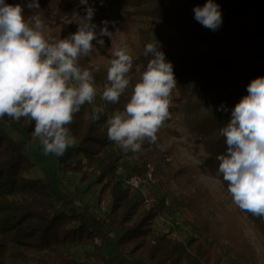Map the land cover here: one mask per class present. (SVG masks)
Segmentation results:
<instances>
[{
    "label": "trees",
    "instance_id": "obj_1",
    "mask_svg": "<svg viewBox=\"0 0 264 264\" xmlns=\"http://www.w3.org/2000/svg\"><path fill=\"white\" fill-rule=\"evenodd\" d=\"M205 2L103 0L113 21L122 18L141 23L139 50L132 55L133 72L137 64L146 66L148 57L143 55L144 46L157 43L155 38L162 37L164 45L159 47L172 63L177 82L171 94L172 104L184 111L193 143L203 146L202 166L215 173L216 155L226 150L219 128L230 118L235 103L246 94L249 81L264 76V0H213L222 14V23L215 31L194 19L193 8ZM221 33L236 35L250 50L241 60L222 48L193 51V45L202 38H217ZM97 50L112 58L108 44L104 43L103 48L97 45ZM79 64L93 72L97 86L94 103L105 107V113L99 121H90L91 105L86 103L74 114L68 127L76 145L68 148L58 161L64 172L79 173V181L87 183L84 191L97 186L98 204L107 199L109 207L102 211L99 206L98 213L89 204L77 212L56 210V194L47 182L26 176L33 162L25 155L23 144L7 136L0 127V264L249 263L253 256L249 244L241 242L232 223L223 224L229 220L223 214L210 216L204 211V197L200 192L188 195L169 188L168 174L145 144L141 152L125 153L108 139L105 121L114 110L123 108V101L120 98L119 104H105L100 92L106 82V72L90 65L85 58H80ZM218 79H227L233 88L223 95L224 101L202 112V100L195 96L207 83ZM221 105L228 111L219 110ZM2 120L14 123L32 138L33 122L23 118L15 121L7 116ZM122 160L129 161L124 168L141 176L145 175L148 165L152 166L154 181L145 198L134 196L123 185L116 172ZM221 181L227 189L222 176ZM153 186L157 188L152 189ZM169 203L191 214L187 241L170 230L154 228L155 218L169 209ZM233 211L244 214L264 242V221L237 205ZM79 246H89L92 251L76 258L73 250Z\"/></svg>",
    "mask_w": 264,
    "mask_h": 264
},
{
    "label": "clouds",
    "instance_id": "obj_2",
    "mask_svg": "<svg viewBox=\"0 0 264 264\" xmlns=\"http://www.w3.org/2000/svg\"><path fill=\"white\" fill-rule=\"evenodd\" d=\"M103 0H101V3ZM85 14L75 21L77 30L64 38L45 33L39 0L23 5L0 0V119L5 116L34 123L33 140L45 155L62 157L74 143L68 125L86 103L88 119L99 121L105 107L97 106L93 72L79 60L104 47L112 39L115 21H93L95 9L79 0ZM31 14L24 15V8ZM194 19L217 30L222 23L220 7L213 0L193 8ZM95 41V44L93 43ZM143 55L146 66L137 64L126 44L114 45L108 61L106 82L100 92L105 104H119L130 88L122 109L105 121L107 137L123 152L138 153L142 145L155 143L156 133L169 118L172 90L177 82L173 65L159 44L149 42ZM221 111H228L224 105ZM226 150L216 155L217 171L227 183L232 201L243 211L264 221V76L251 79L246 94L231 109L230 118L219 128Z\"/></svg>",
    "mask_w": 264,
    "mask_h": 264
},
{
    "label": "rangeland",
    "instance_id": "obj_3",
    "mask_svg": "<svg viewBox=\"0 0 264 264\" xmlns=\"http://www.w3.org/2000/svg\"><path fill=\"white\" fill-rule=\"evenodd\" d=\"M6 3L23 5L25 0H5ZM89 5L95 9L93 21L99 25L102 20L113 21L109 13L105 10L104 3L98 0H88ZM40 9L36 11L43 19L46 28L45 33L53 38H64L77 30L74 23L85 14L84 6L79 4V0H39ZM31 14V10L24 8V15ZM140 21H129L120 19L115 21V27L109 25L113 31L112 39L105 36L104 43L113 48L114 45L126 44L130 54L135 55L139 50L138 28ZM165 30H162L164 34ZM155 41L159 45H164L162 37H156ZM95 41H93L94 43ZM222 48L229 55L241 60L250 50L236 35L219 34L217 38H202L193 45L194 52H204L207 50H217ZM88 63L97 69L107 72L108 57L96 51L88 57ZM95 87H97L95 85ZM233 87L229 85L227 79H218L216 82L207 83L195 96L197 100H202V112H207L211 107L224 101L223 95L231 91ZM131 88L121 96L125 104ZM169 118L166 119L161 128L156 133L155 143L145 142L149 151L153 153L157 161L162 165V170L169 177V188L176 192L191 195L198 191L204 197L203 208L210 216L223 214L227 219L223 224L229 226L231 223L237 231L236 235L244 244H249L252 251V258L247 264H264V242L261 234L252 222L244 218V214L233 211L236 205L229 195L227 189L223 188L221 176L218 171L212 173L202 166L204 149L201 144H194L189 136L188 127L185 121V114L181 108L171 100L169 107ZM0 127L10 138L20 141L23 144L25 155L33 162L32 168L26 173L28 178L44 179L55 195L56 210L67 212H77L85 204L92 206V211L98 213L107 210L109 205L106 201L97 202L98 187L93 186L84 191L87 183L79 181V173L64 172L58 161V157L53 154L45 155L42 145L38 140L28 138L19 126L12 122L0 119ZM76 145V141L70 146ZM69 147V148H70ZM129 161L122 160L120 168L128 165ZM118 169V168H117ZM153 183V182H152ZM152 183L150 185H152ZM150 185L146 188L149 190ZM156 186V185H155ZM157 187H152L156 189ZM148 191L146 192V194ZM133 194V193H132ZM137 197V194H133ZM166 212L157 216L154 220V228L160 231H172L182 241H187L190 236L189 223L192 220L190 212L186 209L176 208L170 203ZM115 233L113 232L112 235ZM243 247V245L241 246ZM105 253L109 252V247H105ZM92 251L89 246H79L73 250L76 258H82L84 253Z\"/></svg>",
    "mask_w": 264,
    "mask_h": 264
},
{
    "label": "built area",
    "instance_id": "obj_4",
    "mask_svg": "<svg viewBox=\"0 0 264 264\" xmlns=\"http://www.w3.org/2000/svg\"><path fill=\"white\" fill-rule=\"evenodd\" d=\"M116 172L123 185L126 186L131 193L137 194V196L142 198L146 197V187L154 181L153 168L151 165H148L144 176H141L128 168L122 169L120 166Z\"/></svg>",
    "mask_w": 264,
    "mask_h": 264
}]
</instances>
